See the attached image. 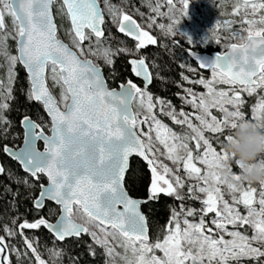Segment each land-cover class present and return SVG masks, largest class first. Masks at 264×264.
Returning <instances> with one entry per match:
<instances>
[{
    "label": "snow or ice",
    "instance_id": "1",
    "mask_svg": "<svg viewBox=\"0 0 264 264\" xmlns=\"http://www.w3.org/2000/svg\"><path fill=\"white\" fill-rule=\"evenodd\" d=\"M143 2L149 8L147 29L159 30L174 44L182 43L179 34L189 45L211 42L225 49L210 57L188 50L196 64L179 65L181 81L204 91L175 82L181 89L175 93L179 110L149 91L154 78H164L153 76L140 53L158 45V38L112 0H0V139L7 140L12 126L6 113L19 69L29 85L27 99L39 102L49 118L37 122L23 116L22 143L0 144V153L26 173L15 182L25 189L39 186L26 197L38 218L15 216L0 225V264H14V258L15 264H62L66 253L57 242L85 235L89 255L99 248L104 264H264V181L259 188L242 181L243 165L224 149L239 122L264 128V0H233L231 11L221 13L230 18L217 19L199 40L178 27L191 0ZM58 18L69 26L58 24ZM164 18L169 22H158ZM109 22L134 41V48L105 43ZM120 54L132 57L127 63L142 86L130 78L109 86L103 69L108 67L114 80L111 70ZM205 70L210 76L201 74ZM49 80L60 89L59 100ZM133 155L151 172L147 199L134 198L126 187ZM258 159L264 166V156ZM0 175L12 179L2 163ZM161 194L180 201V207L170 210L153 238L142 205ZM186 200L201 207H189ZM49 203L59 211L55 223L39 215ZM41 228L53 236V247L46 248L49 261L39 251V237L26 234ZM17 237L21 246L12 243Z\"/></svg>",
    "mask_w": 264,
    "mask_h": 264
},
{
    "label": "trees",
    "instance_id": "2",
    "mask_svg": "<svg viewBox=\"0 0 264 264\" xmlns=\"http://www.w3.org/2000/svg\"><path fill=\"white\" fill-rule=\"evenodd\" d=\"M229 1L230 3L223 0H208L209 3H207L204 0H191L188 15L183 18L182 21L187 24L192 22L191 25L196 27L198 32L203 31L206 33L212 28L217 19L230 18L227 15H221V13L231 11L233 0ZM112 2L117 4L119 7L124 8L125 11H127L130 15H133V17H135L141 25L147 29L146 23L149 8L144 4L143 0H128L127 3H124L123 0H112ZM176 8L179 10L181 5L177 4ZM136 9L145 13L144 21L142 20V17L137 14ZM161 11H167V7L162 6ZM175 13L177 14V12ZM7 23L9 24V27H11L10 19ZM147 30L158 38V45L147 46L144 50H142L140 55L146 56V62L149 64L150 71L153 73L154 77L158 74L159 77L164 78L163 80L154 78L149 91L153 93L154 96L171 100L172 104L179 108L181 101L177 98L175 93L181 91V89L175 86V82L180 81L185 87L194 88L196 92L203 90L200 86L188 85L181 81L179 74L183 71V69H181L179 65L185 62L191 63L192 65L196 64L186 54L185 48H191L193 50L206 53L222 52L225 49L223 45L217 46L215 43L212 44L211 42L203 47L189 45L186 39L179 34L176 39L178 41H182V43L174 44L171 37H165L159 30L155 28ZM105 32V43L110 44L113 49L121 47L134 48V41L131 38L126 37L124 34L119 33L116 27L107 23L105 26ZM61 38L65 39L62 35ZM200 38L201 36H198L193 39L199 40ZM8 44L12 53L15 54L14 42L9 40ZM130 58L132 57L125 54H120L118 57L114 58V68L111 70L115 72L114 80L110 77V69L108 67H104V75L106 78H109L110 87H117L119 83L129 78L137 80L131 72L130 65L127 63ZM100 63L102 64L103 62L100 61ZM153 64L156 66H153ZM186 74L190 76L194 75L192 73ZM201 74L208 77L210 76V70L203 71ZM14 76H16L15 73ZM138 82L139 85H141L142 82L139 79ZM12 89L14 99L10 102V111L6 113L12 122V126L9 130L7 140L0 139V144L8 143L15 146L22 143L23 140V129L19 123L23 116H30L33 120H37V122H47L48 117L39 102H29L27 99L29 85L26 81V74L23 69L18 70V77L12 84ZM163 118L164 121L174 127V129L177 131L180 130L176 126L171 125V121L167 117ZM40 147H42V144H40ZM0 163H2L3 166L12 174V179H9L8 175H0V225L5 223L10 224L11 219L15 216L27 218L29 221L38 218L35 210L32 208L31 199L26 197H28L30 193L34 196L37 193L39 186L37 185L36 189H25L23 185H18L15 181L18 178L25 177L26 173L21 169L20 164L9 158L7 155L0 153ZM235 170L238 171V169ZM42 182L46 183L43 179ZM149 185L150 170L148 169V166L138 158H131L130 168L126 174L127 190L134 197L147 199ZM17 191L19 192V195L14 197L13 193ZM14 201L15 204L13 203ZM184 203L192 205L196 209H198L199 206L198 201L186 200ZM179 207L180 201H177L172 197H167L163 194H161L158 199L150 200L142 205V210L148 218V224L153 238L156 237L158 230H160L161 227L168 221L170 210L172 208L179 210ZM39 215L45 216L50 220V222H53L58 217L59 211L54 204L49 203L48 207L44 208ZM26 234L30 238L33 236L39 237V251L43 254V258L46 261H49V254L46 251V248L53 247V236L43 228L40 230H26ZM12 243L17 246H21L22 240L17 237L12 241ZM89 243H91V241L87 235L83 236L82 239L79 240L69 238L64 242H57L56 246L64 249L66 253L63 257L62 264H73V261H75V264H104L105 258L99 248H97L96 255L94 257L89 255L87 247ZM21 251H23L22 247ZM70 257L72 259H70ZM23 264H28V261H23ZM49 264H51V261H49ZM57 264H60V261H57Z\"/></svg>",
    "mask_w": 264,
    "mask_h": 264
},
{
    "label": "clouds",
    "instance_id": "3",
    "mask_svg": "<svg viewBox=\"0 0 264 264\" xmlns=\"http://www.w3.org/2000/svg\"><path fill=\"white\" fill-rule=\"evenodd\" d=\"M232 136L233 140L226 143L224 149L243 165L241 180L249 184L264 181V166L258 159L264 156V128L242 121L232 131Z\"/></svg>",
    "mask_w": 264,
    "mask_h": 264
},
{
    "label": "rangeland",
    "instance_id": "4",
    "mask_svg": "<svg viewBox=\"0 0 264 264\" xmlns=\"http://www.w3.org/2000/svg\"><path fill=\"white\" fill-rule=\"evenodd\" d=\"M205 2H207V3H209L208 2V0H204ZM211 1V0H210ZM223 1H225V2H227V3H230V1L229 0H223ZM177 12V14L175 13V16H176V18H178V19H180V12L179 11H176ZM135 18V17H134ZM106 19H107V16H106ZM136 19V18H135ZM137 20V19H136ZM142 20L144 21L145 19L144 18H142ZM138 21V20H137ZM191 21H192V18H191ZM139 22V21H138ZM159 22H163V23H168L169 21L167 20V18H164L162 21H159ZM57 23L58 24H61V23H63V25H64V28H67L69 25H68V23H67V21H61V20H59V18L57 19ZM140 23V22H139ZM109 25H112L110 22L108 23ZM192 24V22H190L189 24H187V23H185L184 21H182V19H181V22H180V24L178 25V27L180 28V30L181 31H184V32H187V33H189L193 38H195V37H198V36H203L205 33L203 32V31H200V32H198L197 31V29H196V27H193V25H191ZM191 25V26H190ZM113 26V25H112ZM147 30V29H146ZM61 35L63 36V37H65V39H66V42H67V37L64 35V32H63V30H61ZM151 33V32H150ZM153 35V34H152ZM154 36V35H153ZM196 40H198V39H196ZM3 61H2V58H0V63H2ZM4 76V71L3 70H0V77H3ZM139 80L142 82V79H140L139 78ZM48 85H49V88L52 90V92H53V94H54V96L57 98V100H59V95H60V89L57 87V88H53L52 87V82H51V80H49L48 81ZM141 86H142V83H141ZM204 90H202V91H200V92H203ZM199 93V92H198ZM0 99H2V97H0ZM255 101H256V97H253V98H249L248 100H247V104H248V106H251L253 103H255ZM133 108H134V110H137V108H136V106L134 105L133 106ZM178 110H179V108H177ZM186 110H188V111H191V109L190 108H186ZM245 111L247 112L248 111V108L246 107L245 108ZM217 115H219V113H217ZM161 119H163L164 120V118L163 117H160ZM165 122V121H164ZM165 123H167V122H165ZM176 130V129H175ZM164 163H168L169 164V166L171 167V166H173V165H171V162H169V161H167L166 159L164 160ZM150 183H151V172H150ZM253 186L254 187H257V188H259V184L258 183H255V184H253ZM187 206H189V207H193L192 205H189V204H186ZM201 207V205H200V203H199V206H198V209ZM194 208V207H193ZM249 234H251V232H250V230H249ZM119 250V249H118Z\"/></svg>",
    "mask_w": 264,
    "mask_h": 264
},
{
    "label": "water",
    "instance_id": "5",
    "mask_svg": "<svg viewBox=\"0 0 264 264\" xmlns=\"http://www.w3.org/2000/svg\"><path fill=\"white\" fill-rule=\"evenodd\" d=\"M189 49H191V48H185V52H186V54H187V52H188V50ZM191 50H193V49H191ZM194 51H196V50H194ZM199 52V51H198ZM200 54H202V55H206V56H211L212 54H215V53H217V52H212V53H206V52H199ZM189 58L192 60V61H194L195 63H196V61L193 59V58H191L190 56H189ZM205 71H207V70H205ZM46 114V113H45ZM46 116H47V114H46ZM48 117V116H47ZM49 119V118H48ZM22 127V126H21ZM22 129H23V127H22ZM43 148V145H42V147H41V149ZM133 157H135V158H138L139 160H141L142 162H144L145 164H146V162L145 161H143V159L142 158H140V157H138V156H135V155H133L131 158H133ZM131 158H130V160H131ZM17 162V161H16ZM18 163V162H17ZM19 164V163H18ZM147 165V164H146ZM22 169V168H21ZM128 172V171H127ZM127 174V173H126ZM134 197V196H133ZM134 198H138V197H134ZM139 199H142V198H139ZM143 211V210H142ZM144 213V212H143ZM145 214V213H144ZM57 219V218H56ZM56 221V220H55ZM55 221H53L52 223H55Z\"/></svg>",
    "mask_w": 264,
    "mask_h": 264
},
{
    "label": "flooded vegetation",
    "instance_id": "6",
    "mask_svg": "<svg viewBox=\"0 0 264 264\" xmlns=\"http://www.w3.org/2000/svg\"><path fill=\"white\" fill-rule=\"evenodd\" d=\"M136 79H137V80H134V81L139 85V82H138V79H139V78H136Z\"/></svg>",
    "mask_w": 264,
    "mask_h": 264
}]
</instances>
